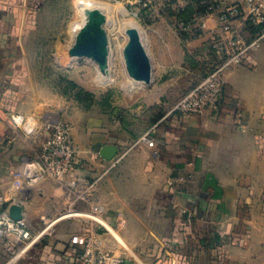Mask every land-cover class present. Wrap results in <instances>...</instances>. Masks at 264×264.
Returning <instances> with one entry per match:
<instances>
[{
  "label": "crops",
  "instance_id": "obj_1",
  "mask_svg": "<svg viewBox=\"0 0 264 264\" xmlns=\"http://www.w3.org/2000/svg\"><path fill=\"white\" fill-rule=\"evenodd\" d=\"M42 3L0 0V103L39 125L61 114L72 129L82 176L92 179L111 168L96 193L104 207L103 224L82 217L59 220L51 235L15 256L0 237V264H81L83 249L70 242L77 235L124 264H264V40L244 64L226 72L221 100L203 114H161L156 122L155 107L172 104L214 64L208 34L218 22L212 14L197 39L183 42L177 34L179 55L171 47L156 49L155 42L166 37L151 34L152 80L144 89L131 88L138 92L131 111L65 107L57 92L27 76L21 61L20 24ZM235 27L252 38L240 20ZM153 127L154 147L137 144ZM6 130L0 121V198L5 195L0 209L19 204L38 233L45 214L56 216L64 209L65 191L47 178L27 189L30 195L25 189L10 201V174L30 146L6 141ZM105 145L118 147L111 161L100 156Z\"/></svg>",
  "mask_w": 264,
  "mask_h": 264
},
{
  "label": "built area",
  "instance_id": "obj_2",
  "mask_svg": "<svg viewBox=\"0 0 264 264\" xmlns=\"http://www.w3.org/2000/svg\"><path fill=\"white\" fill-rule=\"evenodd\" d=\"M194 1L178 0L181 2L179 7ZM136 3H142V0H136ZM143 7L150 9L151 3L144 1ZM207 11V15H214L218 22L217 29L209 32L208 41L220 63L170 105L164 118L173 114L200 115L216 107L224 93L226 72L244 64L248 56L264 40V1L241 0L232 5H224L209 0ZM205 17L195 15L187 23L180 22L178 27L189 33L190 40L197 39L205 33ZM237 20L244 25L259 28L252 39L245 38L235 27ZM0 121H4L7 125L4 136L6 141L23 142L30 146V154L23 159L21 166L10 174L6 189L10 201H16L20 191L27 190L47 178L56 180L65 191L64 209L56 216L45 214L42 217V229L38 233L33 232L24 215L20 220H13L8 215V209H0V237L6 239L9 251L15 256L18 251L26 249L43 236L51 235L54 225L62 219L82 217L102 225L104 207L97 202L96 193L99 181L111 168L92 179L80 174V163L70 125L61 120H46L39 125L34 117L8 111L1 103ZM154 128L144 133L137 144L144 143L148 147H154L155 139L152 135ZM125 155L126 153L120 159ZM26 192L30 195L29 190ZM24 195L27 197L26 194ZM4 198L5 195L0 201ZM70 242L72 245L82 247L79 256L81 264H124L122 259L111 252L97 249L89 237L73 236Z\"/></svg>",
  "mask_w": 264,
  "mask_h": 264
},
{
  "label": "rangeland",
  "instance_id": "obj_3",
  "mask_svg": "<svg viewBox=\"0 0 264 264\" xmlns=\"http://www.w3.org/2000/svg\"><path fill=\"white\" fill-rule=\"evenodd\" d=\"M109 7L104 26L109 41L108 71L112 81L108 85L100 84V70L96 63L86 57H70L69 50L75 42L80 28L77 0H43L39 9L30 11L28 20L21 22L19 33L23 37L21 61L27 76L43 88L57 92L67 107L94 105L111 106L114 111H131L136 104V91L131 88H146L145 84L133 81L127 74L123 60V48L127 36L122 32V25L133 22L141 31L146 49L152 55V43L148 42L151 34L166 37L155 42L156 49H168L179 55L181 45L174 26V17H169L165 9L167 0H98ZM151 3V8L143 7V2ZM181 2H178L180 5ZM169 19H172L171 25ZM112 21V22H111ZM115 23L117 33H112L107 23ZM82 23V22H81ZM152 36V37H153ZM135 98V99H134ZM128 104L126 107L121 104ZM156 121L165 114L168 106H156ZM147 109V107H145ZM165 109V110H164ZM128 113H124L126 116ZM59 116L52 121H64ZM3 238V237H2Z\"/></svg>",
  "mask_w": 264,
  "mask_h": 264
},
{
  "label": "water",
  "instance_id": "obj_4",
  "mask_svg": "<svg viewBox=\"0 0 264 264\" xmlns=\"http://www.w3.org/2000/svg\"><path fill=\"white\" fill-rule=\"evenodd\" d=\"M86 16L87 19L69 50V56L91 59L102 73H106L109 61V41L104 28L106 15L100 9L92 8L87 10ZM125 34L128 38L123 48L126 72L133 81L149 85L152 80V63L141 33L137 28L130 27L125 30ZM117 153V146L105 145L100 151V156L106 161H111ZM8 215L13 220H20L23 218V209L18 204H12L8 208Z\"/></svg>",
  "mask_w": 264,
  "mask_h": 264
},
{
  "label": "trees",
  "instance_id": "obj_5",
  "mask_svg": "<svg viewBox=\"0 0 264 264\" xmlns=\"http://www.w3.org/2000/svg\"><path fill=\"white\" fill-rule=\"evenodd\" d=\"M208 2H209V0H195L193 3L186 4L185 6L180 8L179 5H178V0H167L166 1L165 9L167 8L166 10L168 11L169 17H174L175 30L177 31L179 37L181 38V40L183 42H186L188 39L190 40V35H189L188 32L182 31L178 27V24L180 22H183V23L189 22L190 20H192V18L195 15L196 16H199V15L200 16H207V14H208V11H207ZM245 26L253 33L252 37H254V35L257 33V31L259 29L258 27H251L248 24L247 25L245 24ZM250 39H252V38H250ZM209 48H210V45H209ZM210 51L215 57L214 64L211 67L208 68V70L205 73V75L203 77H201L191 88H193L197 83H199V81H201V79H203L216 65H218L220 63V59L211 50V48H210ZM190 89L186 90L181 96H183L185 93H187ZM177 100H175V101H177ZM174 102H172V104ZM172 104L170 103V105H172ZM162 115H163V113H162Z\"/></svg>",
  "mask_w": 264,
  "mask_h": 264
},
{
  "label": "bare ground",
  "instance_id": "obj_6",
  "mask_svg": "<svg viewBox=\"0 0 264 264\" xmlns=\"http://www.w3.org/2000/svg\"><path fill=\"white\" fill-rule=\"evenodd\" d=\"M76 7H77V11L79 13V16L81 17V19L79 20L80 21V26H83V24L85 23L86 19H87V16H86V12L87 10L89 9H92V8H98L100 9L107 17L110 9L108 6H106V4H104L102 1H98V0H77V4H76ZM109 20V19H107ZM106 20V21H107ZM82 22V23H81ZM112 22V21H111ZM106 24V23H105ZM108 26L110 27L112 33H117V28H116V25L115 23H107ZM105 26V25H104ZM130 27H135L137 28V26L131 22V21H127L125 22L123 25H122V32L125 33V30L130 28ZM81 29V28H80ZM138 29V28H137ZM139 30V29H138ZM80 31V30H79ZM141 33V31H140ZM78 34V33H77ZM77 36V35H76ZM141 37L143 39L144 36H142V33H141ZM144 42V40H143ZM123 54V52H122ZM100 84L102 85H108L111 81H112V78L111 76L109 75V71H107L106 73H102L100 71ZM136 82V81H135Z\"/></svg>",
  "mask_w": 264,
  "mask_h": 264
}]
</instances>
